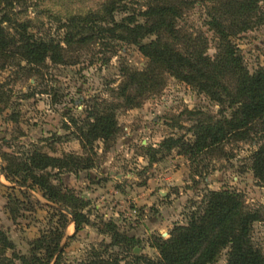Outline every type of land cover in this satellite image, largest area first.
Returning a JSON list of instances; mask_svg holds the SVG:
<instances>
[{
	"label": "rangeland",
	"instance_id": "rangeland-1",
	"mask_svg": "<svg viewBox=\"0 0 264 264\" xmlns=\"http://www.w3.org/2000/svg\"><path fill=\"white\" fill-rule=\"evenodd\" d=\"M105 1L25 0L16 3L14 11L18 20L30 21L34 33L61 40L68 17L95 12ZM144 1L124 0L121 5L128 12H116V19L144 9ZM260 5L264 9V0ZM204 19V6L196 0L180 23L203 31L207 53L213 55L215 40ZM83 35L88 37L85 41L67 47L66 63H48L42 76L19 73L16 67L0 72V230L14 245L6 256L28 257L36 239L56 233L58 247L49 264L59 253L60 264H81L92 249H106L125 264L131 255L157 257L154 237L166 239L174 226L185 225L209 190L237 192L248 209L264 205V186L248 168L256 147L253 139L230 142L223 154L202 155L195 162L176 150L150 160L149 148H157L164 138L190 137L192 119L184 113L186 109L213 115L219 109L206 95L171 76L161 91L147 96L138 107L118 111L117 138L106 152L97 149L93 168L48 169L58 189L56 198L51 199L29 178L24 180L23 173L6 176L2 167L11 157L24 161L33 151L53 157L80 154L73 120L83 118L95 98L111 99L112 90L123 80L121 66L145 68L147 59L136 46L99 39L91 32ZM233 41L250 72L264 65V22ZM71 210L80 211L88 221L81 222L77 231ZM107 222L131 241L113 245L111 236L103 232ZM252 237L264 252V219L253 224ZM225 263L223 252L216 264ZM14 264L21 263L14 260Z\"/></svg>",
	"mask_w": 264,
	"mask_h": 264
},
{
	"label": "trees",
	"instance_id": "trees-1",
	"mask_svg": "<svg viewBox=\"0 0 264 264\" xmlns=\"http://www.w3.org/2000/svg\"><path fill=\"white\" fill-rule=\"evenodd\" d=\"M123 1L107 0L95 12L68 17L62 25L64 37L56 40L34 33L29 20L15 17V4H24L25 0H0V72L16 67L19 73L42 76L48 63H66L67 47L85 41V32L99 39L134 45L147 59L143 69L121 66L123 80L112 90L111 99L95 98L86 107L84 117L73 120L80 154L53 157L33 151L24 161L11 157L2 167L3 173H23L24 180L29 178L51 199L56 198L58 189L48 169L77 172L93 168L97 149L106 152L117 138L118 111L138 107L147 96L161 91L171 76L206 95L219 109L217 115L186 109L184 113L192 119L190 137L164 138L157 148H149L150 160L176 150L195 162L202 155L223 154L224 146L230 142L253 139L256 147L249 155L248 168L264 186V65L250 72L233 41L235 36L264 22L262 0H198L204 6L203 25L215 40L213 55L207 53L208 38L203 31L180 23L196 0H145L144 9L129 11L117 20L116 12H128L121 5ZM138 15L142 21L137 20ZM145 39L148 41L143 42ZM197 170L195 167L196 176ZM70 212L76 231L81 222H88L80 211ZM263 219L264 205L248 209L237 192L209 190L185 225L174 226L166 239L154 237L152 246L158 251L157 257L131 255L125 264H216L223 252L225 264H264V252L252 237L253 224ZM104 228L113 245L131 241L112 222L105 223ZM55 234L44 233L36 239L28 257L15 253L8 257L6 251L14 245L0 230V264H14V260L21 264H49L58 247ZM106 252L89 250L81 264H121L117 254ZM60 263L59 253L53 264Z\"/></svg>",
	"mask_w": 264,
	"mask_h": 264
}]
</instances>
